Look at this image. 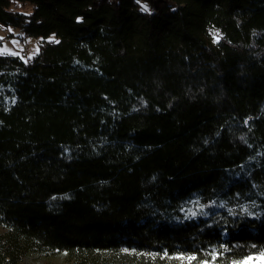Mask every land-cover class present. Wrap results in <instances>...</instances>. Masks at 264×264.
<instances>
[{"label":"trees","instance_id":"1","mask_svg":"<svg viewBox=\"0 0 264 264\" xmlns=\"http://www.w3.org/2000/svg\"><path fill=\"white\" fill-rule=\"evenodd\" d=\"M0 25L37 40L0 50V264L264 256V0H0Z\"/></svg>","mask_w":264,"mask_h":264},{"label":"rangeland","instance_id":"2","mask_svg":"<svg viewBox=\"0 0 264 264\" xmlns=\"http://www.w3.org/2000/svg\"><path fill=\"white\" fill-rule=\"evenodd\" d=\"M20 10H27V7H20ZM37 48V40L31 37L22 36L17 29L13 27H7L4 29L0 25V50L9 53L24 52L26 55H31ZM3 233V229L0 228V234ZM70 258L61 253L57 254H45L40 253L35 257H29L21 259L20 262L14 264H73L69 262ZM236 264H264V256H249Z\"/></svg>","mask_w":264,"mask_h":264}]
</instances>
